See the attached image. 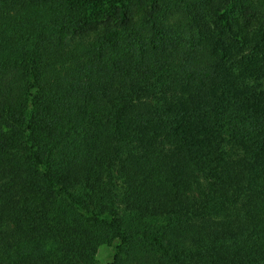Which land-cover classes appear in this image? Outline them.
Masks as SVG:
<instances>
[{
  "label": "trees",
  "instance_id": "1",
  "mask_svg": "<svg viewBox=\"0 0 264 264\" xmlns=\"http://www.w3.org/2000/svg\"><path fill=\"white\" fill-rule=\"evenodd\" d=\"M264 264V0H0V264Z\"/></svg>",
  "mask_w": 264,
  "mask_h": 264
},
{
  "label": "rangeland",
  "instance_id": "2",
  "mask_svg": "<svg viewBox=\"0 0 264 264\" xmlns=\"http://www.w3.org/2000/svg\"><path fill=\"white\" fill-rule=\"evenodd\" d=\"M113 250L108 246H101L99 248L97 259L99 264H109L112 261Z\"/></svg>",
  "mask_w": 264,
  "mask_h": 264
}]
</instances>
